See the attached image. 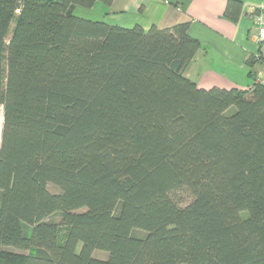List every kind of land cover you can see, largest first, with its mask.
I'll return each instance as SVG.
<instances>
[{
  "label": "trees",
  "instance_id": "1",
  "mask_svg": "<svg viewBox=\"0 0 264 264\" xmlns=\"http://www.w3.org/2000/svg\"><path fill=\"white\" fill-rule=\"evenodd\" d=\"M97 2L0 0V264H264L263 58L199 87L189 20L74 11Z\"/></svg>",
  "mask_w": 264,
  "mask_h": 264
},
{
  "label": "crops",
  "instance_id": "2",
  "mask_svg": "<svg viewBox=\"0 0 264 264\" xmlns=\"http://www.w3.org/2000/svg\"><path fill=\"white\" fill-rule=\"evenodd\" d=\"M242 1V15L237 22L223 16L226 0H113L110 5H98L100 13L96 18L123 26L138 23L144 29L189 20L188 34L199 41L200 47L185 75L202 88L241 89L252 82L245 60L251 53H262L254 39L253 17L264 18V0ZM263 64L259 62L253 69L264 82Z\"/></svg>",
  "mask_w": 264,
  "mask_h": 264
},
{
  "label": "rangeland",
  "instance_id": "3",
  "mask_svg": "<svg viewBox=\"0 0 264 264\" xmlns=\"http://www.w3.org/2000/svg\"><path fill=\"white\" fill-rule=\"evenodd\" d=\"M100 5H103L100 2H97L95 4V7L93 9H89V8H85V7H81V6H75V13L87 17V18H93L96 19V17L99 16L100 10L98 9ZM264 6V5H263ZM110 20V19H107ZM9 37V36H8ZM260 46L262 47V52L264 51V43L260 44ZM0 113H1V108H0ZM1 122H2V117L0 116V129H1ZM48 189L52 192H56L58 190L57 187H55L52 184L48 185ZM55 219H57V217H55ZM103 253L107 255V253L105 251H101V250H94L93 251V256L97 257V258H101V256H103Z\"/></svg>",
  "mask_w": 264,
  "mask_h": 264
},
{
  "label": "built area",
  "instance_id": "4",
  "mask_svg": "<svg viewBox=\"0 0 264 264\" xmlns=\"http://www.w3.org/2000/svg\"><path fill=\"white\" fill-rule=\"evenodd\" d=\"M253 22L256 27V32L254 33V39L258 45L264 43V18L260 15H254ZM262 63H264V51L261 53ZM264 65V64H263Z\"/></svg>",
  "mask_w": 264,
  "mask_h": 264
}]
</instances>
